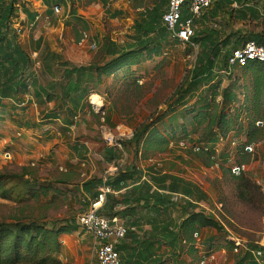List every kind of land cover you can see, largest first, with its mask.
Wrapping results in <instances>:
<instances>
[{
	"label": "trees",
	"instance_id": "obj_1",
	"mask_svg": "<svg viewBox=\"0 0 264 264\" xmlns=\"http://www.w3.org/2000/svg\"><path fill=\"white\" fill-rule=\"evenodd\" d=\"M50 8L48 16H55L52 8L60 6L62 10L67 8L64 0H44ZM69 2L70 14L75 11L71 8L75 0ZM84 5L101 3L106 5V0H80ZM248 0H219L210 9V15L216 18L219 13L229 14L233 12L232 4L241 8L247 7L251 15L256 14L254 6L247 3ZM167 1L155 6L148 14L146 21L134 23L132 41L126 46L118 47L110 42L103 45L102 49L107 57L103 63H92L88 66L76 67L66 60L62 54H57L43 45L36 53V58L25 52L18 43V32L14 29L13 19L16 18V9L34 20V15L28 13L20 0H0V107L5 99L19 100L22 95H31L35 103L44 105L60 100L59 108H64L65 116L56 110L44 116L47 122L64 120L66 126L72 125L71 112L80 104L87 102L93 95H99L98 89L102 86L104 78L120 77L125 83H135L137 76L133 68L142 66L145 62L153 61L163 55L164 49L175 42L170 37L162 23L161 6L166 7ZM64 8V9H63ZM65 11V10H64ZM183 17L187 16L184 11ZM216 37L210 31L206 34L198 33L192 37V42L200 46V53L196 56L193 69L189 71L180 87L174 92V101L170 105V114L167 122L160 121L161 126L148 124L140 126L132 132L129 139L120 141L122 146L132 150L134 158L139 151L161 154L167 151L170 143L183 142L189 153L200 158L206 167L217 165L222 171V176L229 178L236 187L239 199L249 198L251 195L263 200L261 188L243 172L235 175L228 166L229 156L223 152H216L215 145L218 141L225 140L229 135L233 137L236 147L235 163L237 165L248 164L251 156L244 151V147L256 144L264 139L263 126H257V122H264V64L249 62L239 69V75L227 76L228 84L221 88V78L217 72L227 69V57L230 51L222 53V49L229 44L231 37L217 42ZM247 40H254L264 45V32L253 37H238L236 43L241 46ZM236 48V47H234ZM233 48V49H234ZM38 64V66H36ZM38 69V76L35 71ZM207 88L208 98L197 97L190 105L196 91ZM32 90V92H31ZM238 91V92H237ZM72 108V109H71ZM61 111V110H60ZM181 120V122H180ZM68 130L64 129L66 133ZM245 137L246 142L239 141ZM197 138V139H196ZM133 169V168H132ZM118 169L117 175L111 184L114 187L121 186L128 178V173ZM26 173H5L0 171V199L26 200L27 198L46 197L50 194L54 198H76L81 191L96 198L98 192H93L100 180L92 179L79 188L68 189L65 181H37L26 179ZM33 181V182H32ZM175 190L184 196H194L198 200L206 197L190 183H182L173 179ZM182 184V185H181ZM98 187V186H97ZM181 187V189H180ZM193 188V194L191 188ZM19 188L21 190H16ZM195 190V192H194ZM153 203L146 209H157L159 199L156 197ZM191 211L179 221L177 231L173 234L171 242L173 246L176 239H181L182 250L195 254V245L198 243L194 234L201 229L210 228L216 234L198 243L208 248L206 257L217 249L224 248L233 251V241L229 240L230 230L211 215L195 211L192 205H187ZM192 207V208H191ZM184 210L186 207H183ZM102 215V212L100 211ZM120 213L115 216H119ZM79 226L75 223H62L58 226H48L35 221H0V264H66L60 260L62 245L60 236L71 234ZM116 251L117 248L115 247ZM181 250V251H182ZM255 250H262L263 256L256 261L252 255ZM203 256H198L193 262L200 264ZM163 264V263H161ZM232 264H264V247L260 245L246 246L241 255H237Z\"/></svg>",
	"mask_w": 264,
	"mask_h": 264
},
{
	"label": "rangeland",
	"instance_id": "obj_2",
	"mask_svg": "<svg viewBox=\"0 0 264 264\" xmlns=\"http://www.w3.org/2000/svg\"><path fill=\"white\" fill-rule=\"evenodd\" d=\"M128 1L124 10H115L112 6L100 5L99 10L94 13L87 12L91 5H82L76 10L78 13V9L81 8L85 14L81 13L82 16H78V20L72 27L68 24L70 12L68 8H63L65 11L63 10L62 15L55 18V22L59 21L57 23L60 24L59 27L49 25L42 31L44 28L41 23L38 30L44 34L45 39H50L52 46L60 48L61 52H67L73 59H77L80 52L84 50L87 59H89L84 64H100L109 59L102 49L103 45L110 42L118 47L126 46L132 41L134 23L146 21L148 14L152 13L151 10L162 4L164 0ZM247 3L255 7V15H251L249 8H241L235 3L232 4L231 15L219 13L216 18H213L210 15V9L207 10L195 21V34H206L210 31L216 37L217 42L223 41L228 36L231 37L228 46L222 49V53H226L241 43H236L239 35L251 38L264 32V0H248ZM160 8L164 13L166 7L162 5ZM52 21L51 23H55ZM63 28L66 32L62 31ZM53 30H55L54 33L57 32L56 36L52 35L51 31ZM84 42L86 44L82 50L78 43L84 44ZM33 43L39 45L42 41L36 39ZM89 46H92L93 49L87 48ZM199 53L200 46L198 44L194 50L187 44L175 41L164 49L161 57L133 68L137 76L135 83H125L120 77L104 78L102 86L98 89L100 96L91 95L84 106L87 108L85 112L89 113L87 121L94 128L92 137L105 145V137L113 136L114 140L126 139L122 138L120 133L129 132L128 134H131L136 128L148 124L161 126L160 121L163 119V122L172 121L169 118L168 110L173 104L174 92L183 83L189 71L193 69L196 56ZM217 75L221 79L225 78L224 81L221 80V88L226 86L228 84L227 76L219 72L216 73ZM231 75L233 77L239 75V69L233 70ZM93 97L97 98V105L93 103ZM197 97L207 99V88L204 87L196 91L189 104L192 105ZM53 104L49 103L48 107ZM59 112L61 113V111ZM69 115L74 117L71 110ZM160 118L161 120L158 121ZM43 120L44 116L42 117L40 113V125L43 124ZM27 127L30 128V124ZM58 130L57 128L56 131ZM69 131L71 134L73 131L75 135L78 130L71 128ZM41 132L39 130L37 134L43 143L35 142L34 148L32 150L28 148L29 151L24 154L11 155V145L9 143L0 144V171L5 173L25 172L26 179L29 181L61 180L66 182V187L73 189L79 188L81 184L87 182L83 166L84 159L71 163V159L65 157L66 150L59 152L60 146L63 147L64 144H54L50 137H42ZM74 135H67L65 139L75 138L74 140H77ZM59 137L61 136H57L58 139ZM174 144L170 143L167 151L161 154L141 149L135 158L130 150V153L127 154V161L121 165V168L131 161L130 157L132 156L133 161L142 162V164H147L148 160L157 161L166 171L177 169L180 171L181 169L201 189V193L207 194L210 203L204 204L206 214L214 216L222 222L230 230V235L237 238L242 245L264 246V193L262 187L255 182L261 188L262 201H259L260 199L255 195L243 200L239 199L235 184L229 178L222 176V171L217 165L206 167L200 158L186 150V146L180 145V148H176ZM221 144L222 142L218 141L215 145L217 153L222 149ZM116 152L120 153L118 150ZM4 153H9V157H5ZM180 153L186 155V158L189 159L188 163L185 158H178L181 156ZM251 161H253L252 158ZM117 163L111 162L106 168L104 167L101 176L109 167ZM249 163L245 164L247 169L243 172L247 176ZM16 190L21 189L16 188ZM81 195L67 199L54 198L52 194L20 201L0 199V221L14 219L35 221L49 227L65 222L75 224L78 214L87 207V202L82 201ZM220 250L217 249L208 257L204 254L203 259L208 264H224L222 261L225 256L218 254ZM216 252L218 253L216 254ZM92 255L94 256L93 250ZM79 256L80 253L76 254L73 249L72 252H66V254L61 251L60 260L66 264H75L76 262L78 264ZM84 264H96L95 257L85 260Z\"/></svg>",
	"mask_w": 264,
	"mask_h": 264
},
{
	"label": "crops",
	"instance_id": "obj_3",
	"mask_svg": "<svg viewBox=\"0 0 264 264\" xmlns=\"http://www.w3.org/2000/svg\"><path fill=\"white\" fill-rule=\"evenodd\" d=\"M20 1L24 9L28 13L34 15V20H31L27 14H23L18 8L15 12L16 18L13 19L14 29L20 30L18 33V43L25 52L32 57L33 54H36L40 48L45 45L50 51L62 54L64 58L66 57V60L76 67L89 65L84 64L89 61L83 50L86 44L85 42L84 44L78 43V46L81 47L83 51L80 52L77 59H73L67 52H61L60 48L52 46L50 44V39H45L44 34L39 32L38 26L41 23H43L44 28L42 31L49 25H53L51 27H59L60 25L57 24L59 21L56 20L55 22L57 16H48L50 8L46 5L44 0ZM64 1L70 12L69 2L67 0ZM128 3V0H106V5H102L101 3L91 5V7L87 9V12H97L100 5L106 7L112 6L115 10H124ZM82 5L84 4L80 0H75V4L71 6L77 17H81V13H84L81 8L80 10L78 9V13L76 10ZM204 13L202 15H204ZM73 17L74 15L71 14L68 17V24H70V27H72L75 22ZM50 19L55 23H51V21H49ZM62 31L66 32L64 28ZM51 32L52 35H57V32L54 33L55 30ZM36 39L42 41V43L39 45L36 43L34 44L33 41ZM87 48L93 49L92 46ZM38 72V69L34 72L35 77L38 76ZM224 80L225 78L222 79V81ZM51 103H54L51 107H48L49 103L38 105L29 94L20 96L19 100H3L2 106L0 107V144L4 142H7V144L9 143L11 145V155L24 154V152L29 151L28 148H31V150L34 148L35 142H42L40 136L37 134L40 130L43 134L42 137H50L54 144H64L63 147L66 149L60 146L59 152L66 150L65 157L66 159H71V163L84 159L83 166L84 173L87 176L86 181L92 179L100 180V183L97 185L98 187L96 186L93 190V192L99 193L103 185V175L101 176V171L111 162H117L120 157L119 153H117L115 149L105 146L102 142H97L92 137L91 134L94 133V128L93 125L87 121L89 113L85 112L87 108L84 107L87 102L80 104L78 108L73 111V124L70 126L64 124L63 118L51 122H47L44 119L43 124L40 125V113L43 117L53 111L61 110L62 117L65 116L64 108H59L60 100L57 99ZM67 115L71 117L69 113H67ZM29 124L30 128L27 127ZM67 127L68 130L63 135V130L67 129ZM57 128L59 129L58 131H56ZM71 128H76V130H78L77 133H75L76 136L73 131L72 134L69 131ZM67 135H74L77 140H74L75 138L72 140L65 139ZM57 136L61 137L58 139ZM232 139V135H229L225 140L221 141V151L229 156L228 166L230 167L231 164L235 163L234 158L236 155V147ZM239 141L245 143L246 138L242 136L239 138ZM179 143L180 142L174 144L176 148H180ZM130 150V148H127V150L125 149L126 154H128V152L130 153ZM180 154L181 156L178 158H185L188 163L189 159L186 158V155ZM130 160L128 164L120 168L122 169L121 171L128 173V178L121 186L114 187L109 185L113 192L106 196L105 202L100 210L104 217L108 219L116 218L118 222L127 229L124 240L115 246L120 255V264H197L193 262V259L195 258L196 260L198 256H204L208 251V248L198 243H202L205 239L214 236L216 234L215 230L210 228L200 230L199 238L197 239L198 243L194 248L195 254L189 252L187 247H183L182 250L183 241L180 238L173 242V246L167 243L172 241L173 234L177 231L179 221L185 218L191 211L187 206L188 204L192 205V207L195 206V208L191 207L195 211L204 212V204L208 205L210 203L207 194L204 192L206 196L205 200H198L197 197L184 196L180 194L181 192H177L174 189L173 179L179 180L182 183H190L192 186L196 187V191L198 189V191L201 192V189L196 186L195 182L188 178L186 173L181 171V169L180 171L179 169L166 171L157 161L148 160L147 164H142V162L133 161L132 156ZM192 163L194 164L193 161ZM248 170L247 174L249 178L260 185L264 193V139L256 145L255 158L253 161H250ZM116 177L117 175L114 173L110 174L106 184L108 185L114 182ZM81 185L79 187L80 190ZM190 188L193 194V188ZM81 194L82 201L87 202L88 205V202L93 199L92 196L84 191H81ZM155 197L160 201L159 204H157V209H146L145 207H151L153 203L151 199ZM183 207H186V209L184 210ZM117 213H120L118 217L115 216ZM205 215L208 214L205 213ZM87 238H89V240H87ZM60 242L62 243L61 251L65 254L66 252H72V249L76 254L80 253V256L77 258L80 259L78 264H84L85 260H91L92 257H94L92 255V236L83 233L79 228L71 234H62L60 236ZM220 249L219 253L216 252V254L218 253L225 256L222 261L224 264H232L235 257L243 253L242 249H239L237 252L228 251L224 248ZM65 261H67V259H65ZM75 264H77V262Z\"/></svg>",
	"mask_w": 264,
	"mask_h": 264
},
{
	"label": "built area",
	"instance_id": "obj_4",
	"mask_svg": "<svg viewBox=\"0 0 264 264\" xmlns=\"http://www.w3.org/2000/svg\"><path fill=\"white\" fill-rule=\"evenodd\" d=\"M166 10L162 15V23L165 26L170 37L182 44L189 45L195 50L196 44L192 42V37L195 35V21L201 17V15L209 9H212L219 0H166ZM55 16L62 15L63 10L60 6H54L52 8ZM187 12V16L183 17V12ZM19 33L20 30L17 29ZM36 58V54H33ZM249 62H259L264 64V45L258 44L254 40H247L241 46L232 49L227 57V69L220 71L219 73L226 76L231 75V72L235 69L244 67ZM38 66V64H36ZM257 126H263L264 122H257ZM120 133L122 138L129 139L131 134ZM19 135V134H18ZM104 143L107 147L118 150L121 155L118 159V163L109 167L103 174V185L100 188L98 196L91 199L84 211L78 214L76 218V224L83 233L90 234L93 238V254L96 264H120V255L116 251L115 246L124 240L127 229L118 222L116 218L108 219L100 214V210L105 202L106 196L111 194L112 188L106 184L110 174L115 173L120 169L122 164L125 163L127 154L124 147L120 143L121 140H114V137H105ZM7 143V142H4ZM256 144L246 145L244 151L248 153L252 160L255 156ZM182 147L183 142H180ZM5 157H9V153H4ZM231 173L238 175L245 172L247 166L233 164L231 167ZM196 239L199 238L198 234H194ZM229 240L233 241L234 252L239 249L246 250V246L242 245L237 238L229 235ZM61 243V242H60ZM62 244V243H61ZM264 247V246H262ZM252 255L256 261H260L263 256L262 250H255ZM200 264H208L205 259Z\"/></svg>",
	"mask_w": 264,
	"mask_h": 264
},
{
	"label": "bare ground",
	"instance_id": "obj_5",
	"mask_svg": "<svg viewBox=\"0 0 264 264\" xmlns=\"http://www.w3.org/2000/svg\"><path fill=\"white\" fill-rule=\"evenodd\" d=\"M92 99H93V103L97 105L98 104L97 98L93 97Z\"/></svg>",
	"mask_w": 264,
	"mask_h": 264
}]
</instances>
